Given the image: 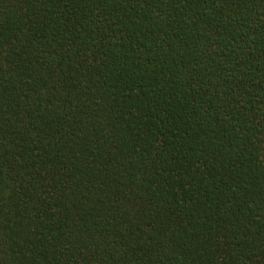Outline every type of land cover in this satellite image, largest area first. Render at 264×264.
Returning <instances> with one entry per match:
<instances>
[{
	"label": "trees",
	"instance_id": "16d2710c",
	"mask_svg": "<svg viewBox=\"0 0 264 264\" xmlns=\"http://www.w3.org/2000/svg\"><path fill=\"white\" fill-rule=\"evenodd\" d=\"M0 264H264V0H0Z\"/></svg>",
	"mask_w": 264,
	"mask_h": 264
}]
</instances>
